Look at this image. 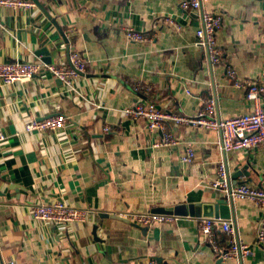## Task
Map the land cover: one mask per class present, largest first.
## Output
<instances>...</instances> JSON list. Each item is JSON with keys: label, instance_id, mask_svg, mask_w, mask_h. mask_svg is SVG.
Listing matches in <instances>:
<instances>
[{"label": "crops", "instance_id": "crops-1", "mask_svg": "<svg viewBox=\"0 0 264 264\" xmlns=\"http://www.w3.org/2000/svg\"><path fill=\"white\" fill-rule=\"evenodd\" d=\"M33 1L31 9L0 5V63L47 64L36 54L46 48L50 64H69L78 52L87 70L70 85L48 70L29 83L0 82L6 137L0 144V264H264V245L257 242L264 220L252 202L230 203L240 240L253 245L251 256L219 263L200 228L207 206L227 199L211 185L222 160L233 183L264 188L262 148L223 154L217 131L170 119L166 131L182 143L154 148L162 132L125 112L152 103L196 116L208 99L223 119L252 111L226 66L212 64L196 46L200 16L179 9L182 0H38L48 13ZM202 4L223 17L218 37L238 77L264 84V0ZM127 27L150 40L131 41ZM57 113L68 116L65 128L25 130L27 122ZM189 142L196 157L183 162ZM54 202L88 208L90 219L55 226L32 216L35 205ZM142 213L173 215L175 221L141 226L132 217ZM217 239L226 245L222 233Z\"/></svg>", "mask_w": 264, "mask_h": 264}, {"label": "built area", "instance_id": "built-area-1", "mask_svg": "<svg viewBox=\"0 0 264 264\" xmlns=\"http://www.w3.org/2000/svg\"><path fill=\"white\" fill-rule=\"evenodd\" d=\"M0 5L12 8L31 9L36 6L33 0H0ZM179 9L198 14L201 18V27L197 30L196 46L205 50L212 64H224L226 75L233 81L237 88L246 91L247 99L252 103V111L233 118H220L217 115L216 102L208 99L205 108L196 116L171 114L159 109L155 104H137L125 110L133 118H144L152 132H162L160 139L153 144L154 148H175L182 142L170 131H166L167 120L176 124L196 126L215 130L219 133L221 152L227 154L234 150L261 147L264 152V84L251 78L238 77L236 69L230 64L225 55L221 41L218 37L219 30L223 27L221 14L203 9L202 0H182ZM127 37L133 42H146L150 37L134 28H126ZM48 70L63 83L70 85L74 78L84 74L87 64L78 52H72L70 63L64 65L44 64L40 61H13L0 63V82L10 85L15 82L29 83L36 74ZM68 116L57 113L42 119H33L25 124L26 131H57L66 127ZM110 131L109 127L105 128ZM5 135L0 131V144L5 140ZM196 157L194 144L186 145V152L182 156L183 162H192ZM214 188L222 189L230 202L246 200L261 209L264 220V188L252 187L246 183L235 184L229 166L225 160L219 163L217 177L211 183ZM91 210L80 208L65 202L40 203L32 208V216L45 223L63 226L71 223H86L91 216ZM132 220L141 226H152L154 223H170L175 221L173 215L142 213L135 214ZM201 232L205 241L218 254L220 260L231 258L244 259L254 253L253 245L240 240L235 222L232 219L217 217L204 218L200 223ZM217 232L222 233L225 246L217 239ZM258 244L264 245V230L258 234ZM8 264H18L11 260ZM146 264H159L155 259H149Z\"/></svg>", "mask_w": 264, "mask_h": 264}, {"label": "water", "instance_id": "water-1", "mask_svg": "<svg viewBox=\"0 0 264 264\" xmlns=\"http://www.w3.org/2000/svg\"><path fill=\"white\" fill-rule=\"evenodd\" d=\"M36 3L42 8V10L46 13L47 9L42 6L40 4V2L38 0H35ZM36 54L38 56H45L43 59L44 62H46L47 64H50L52 62V59L50 57L51 53L48 49L43 48L40 49L36 52ZM249 168V165L245 166V169L247 170ZM242 174L241 172H238L237 175H235V177H238ZM230 201L227 199H222V200H218L217 204L215 205H208L207 208L209 209V212L205 214V216L207 217H217V218H223V219H230L231 218V208H230ZM214 210V212H213ZM102 217H110V218H115V219H119V220H125V221H129V219H125L119 215H110V214H101ZM221 262V260L219 261V263Z\"/></svg>", "mask_w": 264, "mask_h": 264}]
</instances>
